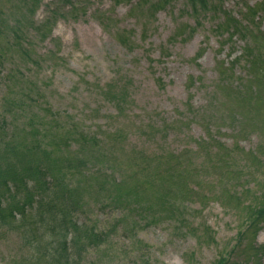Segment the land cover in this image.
<instances>
[{
  "label": "rangeland",
  "instance_id": "374dc122",
  "mask_svg": "<svg viewBox=\"0 0 264 264\" xmlns=\"http://www.w3.org/2000/svg\"><path fill=\"white\" fill-rule=\"evenodd\" d=\"M69 1L77 9L84 7L85 11L78 9L76 14L65 16L63 6L56 0H43L38 11L24 22L27 30L24 42L35 59L43 60L38 68L27 67L26 74L43 84L44 93L54 107L84 119L90 132L111 138L119 131L125 141L115 147L114 154L121 162L133 150L147 154L169 149L189 153L195 151L196 145L209 142L214 147L234 150L245 160L247 155L263 148V156L257 155L259 170L247 163L255 175L252 179L244 178L235 190L224 183L223 188H216L211 195L200 193L189 198L183 201L185 214L183 211L182 215L173 214L171 219L166 217L167 213L159 212L157 214L163 216L157 218L160 222L150 227L140 225L135 236L123 230L111 235L113 238L98 257L93 254L89 262L214 264L224 259L226 264H242L246 260L255 264L260 256L249 255L247 248L264 249V228L256 237L254 231L245 238L243 234L251 230L256 218L254 208L264 197V110L260 106L247 107L236 96L238 93L230 91L225 83L221 85L225 69H235L237 77L243 72V64L236 60L243 57L246 42L236 37L233 43H224L227 36L215 30L218 19H200L203 26L192 34L188 28L196 26V19L191 16L186 1L167 0L172 2L147 20L149 25L144 31L148 29V32L142 42L135 41V49L130 53L112 32L103 30L99 20L94 19L95 14L110 12L118 21L114 29L117 33L132 31L139 38L144 19L148 18L146 11L154 1L160 0H150L149 5L139 7L136 6L140 0ZM5 3L6 0H0L1 9H9ZM254 8L256 15L244 18L247 11ZM226 9L256 32L248 41L252 38L251 47L264 57V0H235L229 2ZM55 10L58 16L51 38L41 39L38 33ZM15 17L20 19V12H16ZM257 18L262 21L253 26L252 21ZM260 34V38H255ZM54 51L59 52L57 57L62 61L47 59ZM10 54L22 59L20 53L11 48ZM8 69L0 67V76ZM158 77L164 80L160 91L154 82ZM121 81L131 83L136 103L125 115L118 116L114 102L104 94L116 91ZM256 83L255 79L254 83L247 82L242 93L247 94ZM208 154L201 152V161L207 159ZM191 156L195 155L191 152ZM117 176L121 178L122 173ZM124 179L129 185L133 183L126 174ZM233 193H242L249 202L230 199ZM247 204L251 205V211L245 208ZM92 210V216L85 214L83 218H89L94 225L97 220L100 229L108 230L116 221H121L122 212L116 209ZM157 211L156 208L155 213ZM141 249L147 251L140 253ZM18 253L16 240L0 235V264H10ZM260 264H264V256Z\"/></svg>",
  "mask_w": 264,
  "mask_h": 264
},
{
  "label": "trees",
  "instance_id": "16d2710c",
  "mask_svg": "<svg viewBox=\"0 0 264 264\" xmlns=\"http://www.w3.org/2000/svg\"><path fill=\"white\" fill-rule=\"evenodd\" d=\"M42 1L6 0L5 6L9 5V9L0 7V67L9 68L0 76V235L14 238L19 247V253L10 264H96L89 262L90 256L96 254L98 257L119 231L135 236L140 225L150 227L160 222L157 218L163 216L157 213H167L169 219L173 214L182 215L183 201L200 193L211 195L216 188H223L224 183L235 190L244 178L255 176L250 165L259 170L257 155L263 156V148L247 155L245 160L236 151L214 147L212 142L198 144L195 151L189 153L186 150L175 153L169 149L147 154L143 150H133L121 162L114 154L115 147L125 141L119 131L111 138L90 132L84 119L54 107L44 93L43 84L26 74L27 67L38 68L43 62L35 59L33 51L24 42L27 37L24 22L38 11ZM56 1L63 6L65 16L85 11L84 7L75 8L69 0ZM149 1L140 0L136 7L147 6ZM185 1L191 16L196 19V26L188 28L192 34L203 26L200 19H218L215 30L227 36L224 43H233L236 37L246 42L243 57L236 60L243 64V72L237 77L235 69H225L221 85L225 83L230 91L238 93L236 96L247 107L260 106L264 110V57L257 55L251 47L252 38L248 41L256 32L226 9V5L235 0ZM154 2L146 11L148 18L144 19L139 38L132 31L117 33L118 21L110 12H96L94 19L99 20L103 30L112 32L118 43L131 53L135 41L142 42L148 32V29L144 31L149 25L147 20L165 10L172 1ZM68 6L69 10L65 11ZM16 12H20V19L15 17ZM255 15L256 8L250 9L244 18ZM57 16L56 10L51 12L38 33L41 39L51 38ZM261 21V18L253 19V26ZM261 36L255 35V38ZM10 48L19 52L22 59L12 57ZM49 54L47 59L62 61L57 57L59 52ZM254 79L258 84H253L247 94L242 93L247 82L254 83ZM154 82L158 91L164 87L160 77ZM131 86L129 81H121L116 91L104 94L114 102L118 116L125 115L136 103ZM191 152L195 156H191ZM201 152L209 153L204 161H201ZM119 172L121 178L117 176ZM125 174L133 182L130 185L124 179ZM233 194L230 199L249 202L242 193ZM249 204L245 208L251 211ZM98 208L121 211V221H116L107 230L100 229L97 220L94 225L89 218H83L85 214L92 216V209ZM254 213L256 218L251 230L243 234L244 238L252 231L256 237L264 228V197L254 208ZM247 249L249 255L260 256L255 263L260 264L264 249L256 246ZM142 251L147 249L139 252ZM214 264H226V261L221 259ZM242 264L252 262L246 260Z\"/></svg>",
  "mask_w": 264,
  "mask_h": 264
}]
</instances>
